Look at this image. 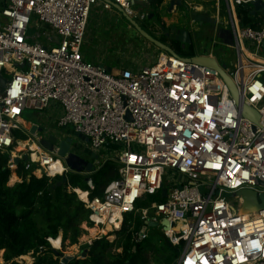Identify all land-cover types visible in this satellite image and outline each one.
Returning <instances> with one entry per match:
<instances>
[{"label":"built area","instance_id":"1","mask_svg":"<svg viewBox=\"0 0 264 264\" xmlns=\"http://www.w3.org/2000/svg\"><path fill=\"white\" fill-rule=\"evenodd\" d=\"M109 1L129 16L133 7L150 3ZM221 1L237 52L236 63L225 71L241 104L264 120V62L252 57L264 60V17L258 13L254 18L262 19L255 27L242 28L237 12L264 0H218L217 25ZM95 10L102 14L114 8L104 0H0V71L12 76L0 93V155L22 141L26 110L44 112L56 102L63 111L57 126L88 138L94 154L109 145L123 148L114 160L119 177L101 197H91L92 182L86 200L72 189L93 224L110 225V233L121 231L130 217H139L148 228L157 224L174 246H183L176 264H264V210L244 214L243 200L235 195L264 194V125L242 115L217 71L182 58L162 53L154 65L117 75L91 63L83 45ZM34 25L41 33L30 42ZM30 135L28 140L41 149L34 159L28 147L24 168L32 176L70 172L51 177L49 163H63L58 149L46 151L42 137ZM10 162L17 172L12 157ZM232 194L237 208L227 198ZM143 203L148 207L137 208ZM147 232H140L137 241Z\"/></svg>","mask_w":264,"mask_h":264},{"label":"trees","instance_id":"2","mask_svg":"<svg viewBox=\"0 0 264 264\" xmlns=\"http://www.w3.org/2000/svg\"><path fill=\"white\" fill-rule=\"evenodd\" d=\"M165 3L166 0H150L153 11H158ZM237 12L242 28L256 26L247 6L239 7ZM195 55V47H192L184 57ZM20 137L28 140L25 135ZM10 161L9 154L0 155V253L3 252L4 264H19L16 260L30 253L34 255V264H62L64 256L52 248L53 241L63 233V243L75 246L87 234L83 224L93 227L91 212L72 189L88 192L92 182L95 189L91 197H101L106 187L119 177L118 164H107L90 176L71 173L67 183H63L62 177L47 176H32L28 181L31 172L24 168L22 161L16 172L22 181L10 185ZM81 198L86 200V194ZM152 200L162 201L159 196ZM144 226L139 217H130L113 243L105 238L95 240L84 249V259L76 258L68 264H176L183 246H174L162 232L149 240L137 241ZM56 245H61L60 239L56 240Z\"/></svg>","mask_w":264,"mask_h":264},{"label":"rangeland","instance_id":"3","mask_svg":"<svg viewBox=\"0 0 264 264\" xmlns=\"http://www.w3.org/2000/svg\"><path fill=\"white\" fill-rule=\"evenodd\" d=\"M184 6L190 8V12L183 7H179L175 9V12L169 13V2L170 0H166V3L158 10V11H150V13H157L161 18L167 20V24H170L172 20L176 22V20L181 23L182 27H186L191 31L192 37L194 39V47L196 49V53L200 55L203 52H206L207 55L211 52L214 57L218 59L221 65H226L231 67L236 63L237 60V52L233 48L235 47V38L233 29L231 26V22L229 16L227 14L225 2H220L221 15L219 18V22L221 25L217 24H209L207 23L203 27H200L198 23H195L190 16L191 12L203 13L207 17H210L213 22L217 20V4L218 0H181ZM150 4V3H149ZM146 5H137L133 7L134 16H131L133 19L141 18L144 14L140 8H143ZM247 8L251 9V5H246ZM95 10L92 14L90 21V28L88 29L87 38L83 45V52L86 55V58L91 62L98 66H103L104 68L111 69L113 75H117L121 73L122 70L128 68L136 69V66L152 63H155L160 58V55L163 52L157 49L154 45L145 40L127 21V19L120 13L118 10L114 9L111 12L104 13H96ZM148 12V11H147ZM146 12V13H147ZM176 13V14H175ZM176 19V20H175ZM262 16L258 15L255 17V21L261 20ZM175 24V23H173ZM171 25V24H170ZM172 26V25H171ZM174 26V25H173ZM179 26V27H181ZM37 26L34 25L33 29L30 30V38L28 39L30 42L37 34L41 33V28L37 29ZM172 28V27H170ZM39 41H44L43 37L38 39ZM162 43L170 45V40H161ZM192 48V47H191ZM190 48V49H191ZM189 51V50H185ZM185 51H177L176 53L182 57H184L188 52ZM154 63V64H155ZM152 64V65H154ZM11 75L6 74L7 79H11ZM22 118L27 120L36 115V111L27 110L24 112ZM58 131L62 130L58 126H56ZM66 132L74 134L73 128L69 127ZM19 147V148H18ZM20 149V144L14 143L10 146L5 154H9L13 159L20 157V161H23V155L26 154V149ZM121 147L109 145L103 149H101L98 153V160L93 159L92 154H94V150L91 148L89 143L78 141L75 143L72 151L78 154L80 157L86 159L87 161L94 162L97 168H104L107 164L114 163V160L118 154V151ZM123 149V148H122ZM121 149V150H122ZM19 150V151H18ZM20 154V155H19ZM30 154V152H29ZM53 163V162H50ZM58 163V162H56ZM59 164V163H58ZM11 162L9 163V169L11 170L12 176L10 178V185H14L11 183V179L13 175L17 174L16 169L10 168ZM65 165V164H64ZM63 169L60 172L54 173V177L56 175H61ZM168 174V173H167ZM69 175V174H68ZM62 177V176H60ZM168 177V175H167ZM57 178V177H56ZM171 179L169 175L168 179ZM53 179V178H51ZM168 180H166L167 185ZM81 193L82 191H78ZM227 198L234 204L237 208V200H235L234 195H227ZM147 203H143L137 208L145 209L147 208ZM83 228L87 231V234L83 235L79 243L75 246H70L69 243H63V233H60L59 237L56 239L61 240V245H56V240L53 241L52 248L56 251H59L63 254V256H80L84 258L85 248L91 246L95 240L105 238L110 243H113L118 236V232L107 233L104 231V228L101 229L93 224L92 228L88 227L87 223L83 224ZM96 230V234L93 235V231ZM161 233V227H149L146 237L143 240H149L158 236ZM105 236V237H104ZM156 243V241H153ZM119 253L122 250L118 251ZM31 253L26 256L30 259L31 263L34 264L35 258ZM19 264H28L27 260L22 259V257L16 260ZM0 264H4L3 253H0Z\"/></svg>","mask_w":264,"mask_h":264},{"label":"water","instance_id":"4","mask_svg":"<svg viewBox=\"0 0 264 264\" xmlns=\"http://www.w3.org/2000/svg\"><path fill=\"white\" fill-rule=\"evenodd\" d=\"M108 2L114 9L118 10L123 16L127 19V21L131 24V26L149 43L154 45L157 49L168 53L171 56H176L182 58L190 63L197 64L207 69H212L217 71L226 85L228 86L233 98L235 99L237 105L241 108L242 115L247 119L251 120L256 125H264V120L262 119L261 115L254 109L248 107L247 105L241 104V98L238 89L236 88L233 80L231 77L226 73V65H221L220 62L216 57L213 55H200L197 54L193 57H182L176 53L171 47L167 46L166 44L162 43L158 39L149 35L131 16L128 15L120 6L113 3L109 0H104ZM184 4L181 0H170L169 2V13L175 12L176 8L183 7ZM251 6L253 8L252 14L256 16L258 13L262 14L264 17V5L260 2H252ZM187 11L190 12V9L187 6H184ZM191 19L198 23L200 27H203L207 23L209 24H216V21L210 17L200 15L196 12L190 13ZM181 36V43H183V50L186 49V45L194 44L192 40L191 32L188 30H180L179 34ZM194 46V45H193ZM196 51V49H195ZM103 67V66H102ZM109 72H112L111 69H108ZM9 80L4 77L3 73L0 71V93H4ZM68 128H63L59 131H53L52 135L49 136L46 140L42 142V147L46 151H53L54 149H58L57 156L60 161L63 162L68 168L69 173H65L62 176L63 183H67L68 181V174L75 173V174H82L86 176H90L97 171L96 164L91 161H87L86 159L80 157L78 154L72 151L76 142L81 141L85 143H89V139L79 134L77 132L68 133L66 132ZM93 159L98 160L99 156L97 154H92ZM29 156H26L24 161H28ZM14 163L19 166L21 161L19 158H14ZM43 174H45V170L42 168ZM32 178V175H29V180ZM89 181V179H87ZM60 185V184H59ZM238 198L243 200V208L242 212L244 214L258 212L264 210V194H257L253 191H239L235 194ZM163 197H166V190H163ZM149 227L158 228L157 224H150ZM148 227L144 226L141 234L144 235L147 231ZM85 257V255L83 256ZM80 259V256H64L62 259V264H68L70 261L74 259ZM84 259V258H81Z\"/></svg>","mask_w":264,"mask_h":264},{"label":"crops","instance_id":"5","mask_svg":"<svg viewBox=\"0 0 264 264\" xmlns=\"http://www.w3.org/2000/svg\"><path fill=\"white\" fill-rule=\"evenodd\" d=\"M198 14H201V13H198ZM203 14V13H202ZM174 20H172V22H170V24L172 25H170V24H167V27L168 28H170V27H173V23H175V22H173ZM202 54H204V55H206V52H203ZM84 55H85V53H84ZM209 55H213L211 52L209 53ZM86 56V55H85ZM152 63H146V64H142V65H139V66H136L135 68V70H138V69H140L141 67H144V66H149V65H152V64H154L155 62L154 61H151ZM128 69H130V68H128ZM131 69H133L134 70V68H131ZM27 111V110H26ZM25 111V112H26ZM37 112V111H36ZM62 113H63V111H62V108H61V106L58 104V103H56V102H53V103H51L50 104V106H49V108L46 110V111H44V112H38V113H36V115L34 116V117H32V118H29V119H27V120H24L23 118L21 119V123H22V125H24L26 128H27V130H26V134H25V136H27L29 139H30V136H32V135H30V134H32V133H37V134H39L40 135V137H42V139H43V141L44 140H46L47 138H49V136H51L52 135V133H53V131H58V129H57V123H58V121H59V119L61 118V116H62ZM25 114V113H24ZM42 141V142H43ZM26 142L27 143H32V145H34V147L36 148V146H37V148L35 149L34 148V150H33V154H32V158L35 156V153H38L39 151L38 150H41L40 149V146H38L36 143H33V141H29V140H27V141H21V144L22 143H25L26 144ZM42 142H41V144H42ZM20 144V145H21ZM24 149V148H23ZM26 149V154H24L23 156V162H24V159H25V157L26 156H29L30 157V154H29V151H30V149H28V148H25ZM28 149V150H27ZM21 151H22V149H21ZM20 155V154H19ZM16 158H19L20 159V157L17 155V157ZM56 163V162H55ZM59 163V166L63 169V171L65 170V166L62 164V163H60V162H58ZM57 163V164H58ZM50 164V163H49ZM13 176H15L16 177V182H14V183H20L22 180L18 177V175L17 174H15V175H13ZM13 183V184H14ZM78 191H80V189H78Z\"/></svg>","mask_w":264,"mask_h":264},{"label":"flooded vegetation","instance_id":"6","mask_svg":"<svg viewBox=\"0 0 264 264\" xmlns=\"http://www.w3.org/2000/svg\"><path fill=\"white\" fill-rule=\"evenodd\" d=\"M143 11V15L141 18L134 19L149 35L158 39L159 41L165 39L170 40L171 44L167 45L171 47L174 51H185L190 50L192 45H186V49L183 50V43H181V36L178 35L180 30H188L186 27H182L181 23H179L176 19V22L172 28L167 27V20L161 18L157 13H150L153 11L151 4L149 6H145L140 8ZM148 11V12H147ZM147 12V13H146ZM176 14V13H175ZM203 15V14H200ZM206 16V15H204ZM181 26V27H179ZM190 31V30H188ZM191 32V31H190ZM192 35V34H191ZM194 42V39L192 37ZM188 52V51H185Z\"/></svg>","mask_w":264,"mask_h":264},{"label":"bare ground","instance_id":"7","mask_svg":"<svg viewBox=\"0 0 264 264\" xmlns=\"http://www.w3.org/2000/svg\"><path fill=\"white\" fill-rule=\"evenodd\" d=\"M252 57L253 58H255V59H257V60H259V61H261V62H264V60L263 59H261V58H258V57H255V56H253L252 55ZM28 147H30L31 149H33L34 150V145H32V143H27L26 142V144L25 143H22L21 145H20V149H25V148H28ZM19 148V147H18ZM36 148H37V146H36ZM35 148V149H36ZM19 149V150H20ZM18 150V151H19ZM28 150V149H27ZM39 151H41V150H39ZM39 157V152L38 153H35V156L33 157L34 159H36V158H38ZM63 164V163H62ZM64 165V164H63ZM65 166V165H64ZM69 168L67 167V166H65V170L62 172V174H64L67 170H68ZM48 171V174H50V175H53L54 173H57V172H60L61 170H62V168L59 166V164H57V163H55V162H53V163H50V165L48 166V169H47ZM14 182H16V177L15 176H13L12 177V179H11V183L13 184ZM80 195L81 196H85V193L84 192H81L80 193ZM117 225H119V224H117ZM104 231L105 232H107L108 234L111 232V226L110 225H108L107 227H105L104 228ZM96 234V230H94L93 231V235H95ZM1 253H3V252H1ZM22 259H24V260H27V263L28 264H30L31 263V261H30V259L28 258V257H26V256H24V257H22Z\"/></svg>","mask_w":264,"mask_h":264},{"label":"snow or ice","instance_id":"8","mask_svg":"<svg viewBox=\"0 0 264 264\" xmlns=\"http://www.w3.org/2000/svg\"><path fill=\"white\" fill-rule=\"evenodd\" d=\"M213 167L219 168L220 165L219 164H216V165H213ZM189 264H191V262H189Z\"/></svg>","mask_w":264,"mask_h":264}]
</instances>
